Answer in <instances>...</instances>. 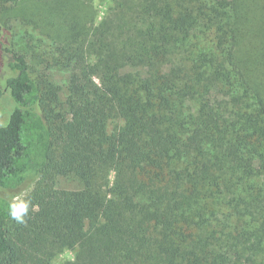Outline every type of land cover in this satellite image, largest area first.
I'll use <instances>...</instances> for the list:
<instances>
[{
	"label": "trees",
	"instance_id": "obj_1",
	"mask_svg": "<svg viewBox=\"0 0 264 264\" xmlns=\"http://www.w3.org/2000/svg\"><path fill=\"white\" fill-rule=\"evenodd\" d=\"M91 3L43 5L62 86L1 27L0 264H264V0Z\"/></svg>",
	"mask_w": 264,
	"mask_h": 264
},
{
	"label": "rangeland",
	"instance_id": "obj_2",
	"mask_svg": "<svg viewBox=\"0 0 264 264\" xmlns=\"http://www.w3.org/2000/svg\"><path fill=\"white\" fill-rule=\"evenodd\" d=\"M46 1L17 0L15 3L3 6L0 8V30L1 27L9 26L12 28L14 50L24 57L33 78L42 76L53 84L62 86L66 81L67 74L58 67L46 66V64H50L48 63V58L52 57L51 48H54L52 46L54 42H52L51 37L47 36V30L45 29L47 11L43 5ZM108 4V0H92L88 9L90 10V17H94L96 23L100 22L106 15ZM61 33L56 40L63 38L64 30ZM260 34L263 33L260 32ZM2 74L5 75L6 72L0 65V85L4 81L1 77ZM6 104L2 103L0 105V110L3 113L2 115L0 114V121L5 116L3 110L5 108L4 105L7 106ZM33 186L34 184L27 185L22 193L28 195L32 191ZM59 186L71 188L73 184L67 183L65 179H62ZM72 257V252L64 250L58 255L53 264H62V262L72 259Z\"/></svg>",
	"mask_w": 264,
	"mask_h": 264
},
{
	"label": "clouds",
	"instance_id": "obj_3",
	"mask_svg": "<svg viewBox=\"0 0 264 264\" xmlns=\"http://www.w3.org/2000/svg\"><path fill=\"white\" fill-rule=\"evenodd\" d=\"M35 205L32 204L30 198H27L26 193H20L11 197L8 204V211L10 217L19 224H26V217L29 214V210L35 209Z\"/></svg>",
	"mask_w": 264,
	"mask_h": 264
}]
</instances>
